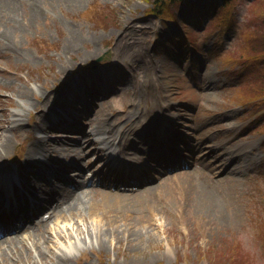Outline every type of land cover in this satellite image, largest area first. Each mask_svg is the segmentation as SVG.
I'll return each mask as SVG.
<instances>
[{
  "label": "rangeland",
  "instance_id": "obj_1",
  "mask_svg": "<svg viewBox=\"0 0 264 264\" xmlns=\"http://www.w3.org/2000/svg\"><path fill=\"white\" fill-rule=\"evenodd\" d=\"M216 1L20 0L14 20L0 21L15 45L14 51L0 53L5 98L0 111L21 107L17 87L26 89L23 100L46 97L43 104L51 91L57 96L64 90L68 104L78 107L75 121L87 132L86 111L92 126L106 119L117 128L131 112L150 107L154 113L140 126L153 119L151 128L161 114L171 116L163 128L165 141L173 136L167 140L178 143L187 136L212 147L215 152L202 162L208 168L214 156L221 162V148L229 139L246 149L245 163L211 176V190L223 203L220 214L195 211L185 179L196 169L190 165L159 174L131 211L113 212L119 226L102 235L101 247L93 240L74 249L68 238L51 236L54 226L68 221L94 224L97 219L88 218L90 213L53 219L47 225L50 235L44 233L47 242L54 250L70 251L72 264H264V0ZM70 30L79 39L75 48L63 50ZM117 48L135 51L134 64L120 63ZM101 55L104 59L97 60ZM79 91L89 96L72 99ZM38 105L22 109L21 122L31 127L38 117L42 123ZM61 131L67 130L54 126L44 136L65 139ZM126 131L132 148L139 147L143 132ZM24 134L8 156L9 164L19 165L25 158L34 133ZM251 146H256L253 153ZM89 150L86 145L85 160L95 158L85 156ZM135 153L139 158V150ZM5 261L0 257V264Z\"/></svg>",
  "mask_w": 264,
  "mask_h": 264
},
{
  "label": "bare ground",
  "instance_id": "obj_2",
  "mask_svg": "<svg viewBox=\"0 0 264 264\" xmlns=\"http://www.w3.org/2000/svg\"><path fill=\"white\" fill-rule=\"evenodd\" d=\"M19 1L20 0H0V16L2 17L0 21L9 22V20H14V17L17 13L16 5ZM30 1L34 3V1L60 2L61 0ZM70 1L75 2V0ZM75 3L77 4L78 2ZM36 16L39 18V14ZM7 33V28H0V38L3 36L0 41L1 54L7 51L15 50V45L9 39ZM77 39H79L77 33L70 30L68 37L64 40V44L66 46L62 49L71 50L75 48ZM134 52L135 51L133 50L126 51L117 48L114 51V55L122 63H134L137 57L133 54ZM30 89L34 90L32 87H30ZM25 92L26 89L22 90L19 87L14 89L15 95L19 98L24 95ZM0 94H2L1 88ZM4 100V96H1L0 101ZM62 101H64V99ZM27 105L35 107L36 103L29 102ZM62 105V103H58V106ZM63 106L62 112L60 113L59 111V115L57 119H55L57 122L67 119V117H69L68 114L72 113L73 111L70 106ZM150 109V107H146L142 110L131 112L125 120L124 124L126 128L124 129L121 125H118L116 129L106 125V119H104L99 125L92 126L91 124H93V119L88 117L90 122V130L87 132L86 128H81L79 132H82L81 136L83 137L88 136L89 134L90 136L88 137H91V135L95 136L94 139L91 137L88 145H91L94 148L93 150L98 152V158L104 159L106 156H108L111 159L119 158L120 161L125 156V153L129 152V146L131 145L126 136H124V134H126V129H137L143 120H146L149 114L151 116L152 113H154H150ZM3 111H5L4 108ZM57 112L58 110L55 108L53 113ZM19 115L20 113L12 111V120L16 121L17 119L15 116ZM152 120L153 119H150L140 127L144 128L149 126ZM8 122L9 119H0V164L3 163V161L8 158L11 153H13L17 143L22 142L23 134L25 132L22 127L15 129V127L18 126L16 125L17 123L13 125L8 124ZM53 124L54 122L50 120L49 124L46 125L45 123H42L38 127H35V129L38 132H45L46 129ZM84 141L85 140L80 137L74 140H68L61 138H44V135H36L34 137V141H32V143L26 147L25 158L21 164H19V167L13 170L11 173V175H16L17 171L24 172L21 173L23 177L22 180L19 179L20 184L18 185L20 187L13 188V195H11L12 187H10L9 183L3 179L7 177V175H0V195L5 194V196H8L10 203H18L17 207L10 204L8 213L0 211V228H3L4 226L2 222H9L8 228L0 231V257L1 259L6 258L5 264H26L27 261H33L31 264L34 262L37 264H72L70 251H67L65 248L61 247H58V250H54L52 245L47 242L44 233L47 231V234L49 233L50 235V230L47 229L49 222H51L53 219H58L66 215L80 216L85 212L90 213L88 214V218H93V220L97 219L94 224L93 221L90 222L92 224H89L86 220H84L82 226H79L77 223L75 225L68 221L54 226V231L51 236H57L62 240H66V238H68V244L72 245L74 249L79 243L92 242L93 240L96 241L101 247L103 246V244L100 242L102 241V235L116 229L115 227L119 226L113 219V215H115L113 212H129V210L133 208L134 205L139 204L138 200L140 197H142L141 193H145V195L149 194L151 186H146L142 188V190L134 193L121 192L117 189H111L110 187H108V189H86L85 185L88 181V178L84 174L85 170L83 171L84 168L82 169V167L79 166L77 168L74 165L76 164V160L85 161V157L82 154L83 148L86 146V142ZM109 143L111 144L108 145ZM113 143H116L115 146L118 145V150L114 151V148L110 149L114 147ZM149 143H151L150 140ZM51 153H55L57 158L53 159V162H48V158ZM60 153L64 154V160L69 157L67 162L63 161L58 156ZM41 157H45V161L48 163L46 164V162L44 163L37 161V158L43 160ZM52 164H56V167L59 168L61 174L53 175V177L48 180L47 186L41 191V193H44V195H41H43L45 199L38 200H41L42 202L45 201L46 205L44 207L35 206L32 208L31 215H26V212L23 210V208H25L27 200L25 194L22 192V189H25L27 194L37 196L38 186L32 180V178L37 179L42 177L43 173L46 171V168H50L49 165L52 167ZM87 164V162L83 163L84 166H87ZM34 165L37 167L36 170H32ZM73 169H79L77 176L72 177L65 174V171L68 173ZM185 177L188 183V189L190 188L191 192H193L192 204L195 208V211H197L198 214L201 213L200 211H203L204 213L209 212L220 214V207L223 203L221 200H218L212 192V181H210L207 177L201 176V178L198 177V181L195 177V172H187ZM57 182H62L68 184L69 186L74 185L75 187L70 190L68 189L66 192L58 193ZM135 185L136 184H131L133 187ZM44 209H47V216H43L42 214V210ZM14 219H18L19 224H15V226H13L12 220ZM103 220H107L106 223L108 225L103 226ZM74 225L76 227H74ZM126 235H129L128 231Z\"/></svg>",
  "mask_w": 264,
  "mask_h": 264
}]
</instances>
